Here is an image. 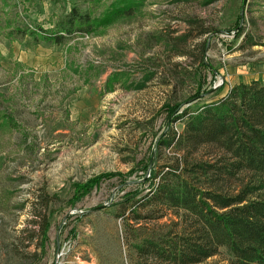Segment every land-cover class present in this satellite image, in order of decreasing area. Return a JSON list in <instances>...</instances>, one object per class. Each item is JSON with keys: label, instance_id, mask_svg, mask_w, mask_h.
Here are the masks:
<instances>
[{"label": "rangeland", "instance_id": "374dc122", "mask_svg": "<svg viewBox=\"0 0 264 264\" xmlns=\"http://www.w3.org/2000/svg\"><path fill=\"white\" fill-rule=\"evenodd\" d=\"M112 1H94L95 14ZM82 3L0 0V264H56L58 255L69 264H135L120 202L147 188L148 158L155 169L172 161L170 148L152 153L168 126L183 128L171 109L196 108L239 82L264 83V0H144L134 15L59 45L16 32L53 29ZM162 212L128 221L155 230L178 221ZM226 256L221 249L199 264H226Z\"/></svg>", "mask_w": 264, "mask_h": 264}, {"label": "trees", "instance_id": "16d2710c", "mask_svg": "<svg viewBox=\"0 0 264 264\" xmlns=\"http://www.w3.org/2000/svg\"><path fill=\"white\" fill-rule=\"evenodd\" d=\"M94 1L83 0L84 9L71 6L53 29L37 25L34 30L17 28L16 32L59 45L74 35H88L134 15L144 2L113 0L105 13L96 15ZM204 49L205 44L202 52ZM153 75L147 72L144 81ZM142 87L144 82L136 86ZM180 106L176 104L170 115L183 121L182 130L168 126L157 137L152 152L170 148L172 161L155 169L148 158L140 176L147 188L126 191L121 198L122 215L129 212L124 228L135 264H199L221 249L227 255L226 264H264V83L259 79L236 83L220 98L196 108L186 106L177 113ZM101 177L80 185L70 205ZM145 189L148 191L143 193ZM143 209L145 214H141ZM164 210L174 211L178 217L167 229L133 226L128 221L138 224L155 219V211H161L158 218ZM49 226L46 217L40 227L42 251Z\"/></svg>", "mask_w": 264, "mask_h": 264}, {"label": "built area", "instance_id": "2783aa9c", "mask_svg": "<svg viewBox=\"0 0 264 264\" xmlns=\"http://www.w3.org/2000/svg\"><path fill=\"white\" fill-rule=\"evenodd\" d=\"M221 82H222V81H221ZM58 257H59V255H58L57 258H56V262H57V263L55 262L56 264H69L68 261H62V259H61L60 261H58V260H57Z\"/></svg>", "mask_w": 264, "mask_h": 264}, {"label": "water", "instance_id": "95a60500", "mask_svg": "<svg viewBox=\"0 0 264 264\" xmlns=\"http://www.w3.org/2000/svg\"><path fill=\"white\" fill-rule=\"evenodd\" d=\"M216 88V87H215Z\"/></svg>", "mask_w": 264, "mask_h": 264}]
</instances>
